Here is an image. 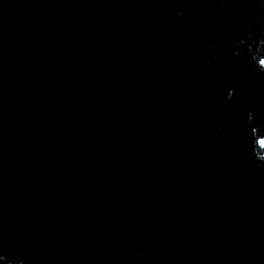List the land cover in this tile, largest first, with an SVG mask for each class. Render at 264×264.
I'll return each mask as SVG.
<instances>
[{
	"label": "water",
	"instance_id": "95a60500",
	"mask_svg": "<svg viewBox=\"0 0 264 264\" xmlns=\"http://www.w3.org/2000/svg\"><path fill=\"white\" fill-rule=\"evenodd\" d=\"M0 264H264V0H0Z\"/></svg>",
	"mask_w": 264,
	"mask_h": 264
}]
</instances>
